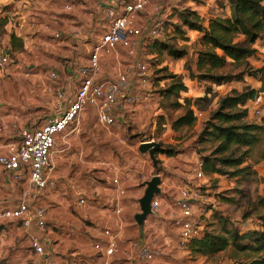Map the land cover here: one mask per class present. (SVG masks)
Listing matches in <instances>:
<instances>
[{
	"label": "rangeland",
	"instance_id": "1",
	"mask_svg": "<svg viewBox=\"0 0 264 264\" xmlns=\"http://www.w3.org/2000/svg\"><path fill=\"white\" fill-rule=\"evenodd\" d=\"M13 1L21 3V13L24 12L22 16L29 20V25L21 28V38L17 37L19 43L13 45L9 42V35L14 33L11 30L8 32L6 27L10 22L14 25L15 17H0L7 20L6 35L0 40V54L8 53L9 55L7 74L2 81L4 84L0 85V100L4 104L1 113L6 117V124H3L2 128L9 136H12L10 143H18L21 130L40 126L45 117L57 113L56 107L59 105V100L62 104L64 95L67 98L73 95L77 87L76 69L87 63L89 54L101 35L99 24L106 22L104 13L93 0ZM156 6L159 8L158 13L154 12ZM67 7H71V10H67ZM228 11L227 0H151V5L139 17V23L144 30L136 55L129 58L124 50L117 48L115 52L101 57V79H112L128 65L134 66L139 62L147 65L149 70L147 90L152 98L129 110L127 117L130 118L125 120L121 132V136L125 139V146L117 142L115 135L109 134L103 128H95L93 121L96 111L88 109L87 112L93 113V117L91 116L92 119L87 121L86 131L80 134L78 142L84 148L83 156L64 163L65 170L69 171L73 168L74 172L80 175L84 170L91 176L90 183L84 181L86 178L82 179L85 184L81 183L85 192L92 194L90 199L87 198L85 205L100 207L102 201L99 198L102 199L107 189L112 188L109 184L111 174L104 169L106 163L112 158L117 165L127 167L136 155L135 146L144 138L159 144L161 150L170 147L175 154L189 150L201 160L202 156L216 159L229 155L230 153L216 152L218 147L216 141L199 139L203 124L217 110L218 102L223 97L254 92L255 97L246 102L244 108L239 107L247 111L246 117L235 124L261 126L259 143L254 147L233 149L229 156L232 159L242 157L243 162L239 167L248 166L253 173L246 178L242 175L232 177L228 174H207L203 170L202 177H197L192 183L180 186L199 189L200 201L193 208V212L203 231L218 230L220 216L228 218L241 231L247 229L243 225L245 222L250 221L251 225L258 224L257 213L262 210L256 207V201L258 196L264 194V124L262 116H253L251 110L264 103V97L260 96L264 89V75L259 73L251 77L244 74L240 79L222 86L190 79L191 72L196 73L197 53L204 49L201 42L202 33L183 27L180 21L181 14H191L192 18L197 19L206 28L209 20L226 17ZM153 19L164 22L163 34L157 39L148 37ZM176 26L180 29L177 30ZM15 27L18 25L15 24ZM56 34L60 38H56ZM158 40L176 50H183L185 55L179 59L173 58L166 50L155 46ZM20 43L21 47H19ZM234 43L246 45L245 38L242 36L235 38ZM250 48L256 50V53L246 60L248 68H252L253 71L263 68L264 43L259 40ZM216 52L221 55L220 51ZM230 63L231 61L228 60V65L216 73L236 75L246 68L243 64L231 66ZM27 74L30 76H26ZM52 75L55 78H52ZM169 76L175 78L171 79ZM173 81H180L186 86L187 91L179 92L178 95L164 94ZM130 84L132 85L130 92L133 94L144 91L139 87L136 73L131 74ZM59 96H62V99ZM186 99L190 100L197 121L191 128L183 127L173 130V122L184 113ZM60 149L57 147V150ZM159 154L168 156L160 151L156 152L155 167L149 173L145 172V177L151 179L150 176L154 173L160 174L162 178L168 176L161 165L162 162L158 159ZM145 156L149 161L148 154ZM149 163L152 164V161ZM217 163L227 171L235 169L219 161ZM132 165H134L133 162ZM176 190L178 189L173 188L170 194L172 195ZM44 191L46 194L43 196ZM44 191L36 194V206L44 205L49 212L55 214V217L59 216L63 222H70L71 219L68 218L65 208L73 211V203L62 185L57 186L55 182L54 186ZM9 194V188L0 190L1 201L4 204L14 202L12 197L6 198ZM75 216L79 224H71L65 229L64 223L61 222L57 226L58 229L57 227L54 230L49 228L52 229L51 233H55V237L49 239V245L46 248L52 251L56 264L116 262L114 257L106 259L94 247L96 243L105 244L104 241L92 239L86 247L80 249L70 246L83 240L85 236L84 229L76 232L71 229L74 226L82 227L81 224L88 226V223L92 221ZM172 219L173 216L151 212L139 226L141 230L136 237L142 239V243L138 242V246L142 244L152 246L154 252L152 264H231L229 250L212 256H202L192 253L189 249H179L177 232L172 227ZM8 239L9 236H7ZM15 244H17L15 250L7 246L4 251L11 257L17 251L26 258L28 256L27 241L21 237ZM134 251L132 258L137 254L136 248ZM120 262L125 264V260Z\"/></svg>",
	"mask_w": 264,
	"mask_h": 264
},
{
	"label": "built area",
	"instance_id": "2",
	"mask_svg": "<svg viewBox=\"0 0 264 264\" xmlns=\"http://www.w3.org/2000/svg\"><path fill=\"white\" fill-rule=\"evenodd\" d=\"M101 8L105 15V24H99L101 35L89 54L88 61L76 69L77 87L75 98L66 109L63 110L59 100L56 107L57 113L45 117L38 127L27 128L19 133L18 143H10L6 151L0 154V175L8 173L11 181L26 180V187L16 204L0 203V224L6 222L19 223L28 230L35 228L28 235L30 250L34 256L31 264H54L51 253L43 244L42 231L47 224V211L43 206L31 204L30 195L45 190L55 185L53 177V162L57 154L68 151L65 144L57 150V140L65 138L68 130H74L82 114L91 108L96 111L98 124L105 129L121 130L122 126L113 118L114 108H129L150 101L152 96L148 92L149 85L148 66L137 63L134 66H125L122 72L114 75L112 79H101V57L109 55L121 48L126 56L132 58L136 55L143 37V27L139 23V17L145 13L151 0H93ZM71 10V7H67ZM159 8L154 7L158 13ZM164 22L153 19L151 29L148 31L150 39H157L163 34ZM83 30V28H82ZM59 37L58 34L55 35ZM8 53L0 54V77L5 76L8 70ZM137 74L139 87L144 91L133 94L130 84L131 74ZM28 75V74H27ZM52 78H55L52 75ZM264 97V89L260 93ZM62 99V96H59ZM255 117L264 116V103L260 107L251 110ZM151 143L153 141L143 140ZM141 143V144H142ZM196 177L203 176V161H196ZM200 201L199 189L182 188L174 203L178 209L172 219V225L179 230L177 246L181 250H188V243L202 235L200 222L195 217L193 208ZM83 203V200H80ZM201 207V206H200ZM159 209V201L154 198L151 201V210L156 213ZM108 238L106 244L96 243L94 247L102 255L111 259L119 251L121 242L109 230L104 231ZM138 242L131 244L132 249H137L136 259L143 264H150L154 260V252L151 245ZM104 264H123V262H105ZM125 264H135L133 259H125Z\"/></svg>",
	"mask_w": 264,
	"mask_h": 264
},
{
	"label": "crops",
	"instance_id": "3",
	"mask_svg": "<svg viewBox=\"0 0 264 264\" xmlns=\"http://www.w3.org/2000/svg\"><path fill=\"white\" fill-rule=\"evenodd\" d=\"M3 8H6L4 11ZM24 15V12L21 13V3L18 1L13 0H0V17L3 16H10L15 17L14 25L10 22L8 27H6V30L8 32L13 31L14 35L16 37L21 38V28L27 27L29 25V20L27 21V18L22 16ZM227 16H229V11L227 13ZM27 21V22H26ZM15 24L18 25V27H15ZM60 38V37H59ZM7 74V72H6ZM5 74V76H6ZM0 77V85L3 86V79L4 77ZM30 76V75H26ZM72 84V83H71ZM69 88H71L69 86ZM76 88L73 92V95L68 96V98L64 95L63 102H62V108L63 110L68 107V105L73 102L75 98ZM69 97H71L69 99ZM3 102L0 100V154L4 153L6 151L7 146L10 144V141L13 139L12 136H9L5 131L4 128H2L3 124L5 125V119L6 117L1 113V109L3 107ZM132 107L129 108H114L113 110V118L120 123L122 126V129L116 130V129H105L101 127L97 122V115L94 113V121L93 126L95 128H103L106 132L109 134H113L117 138V142L120 145L125 146V139L121 136V132L123 130V124L125 123L126 119H129L128 116L129 110ZM90 110V109H89ZM94 110V109H91ZM128 110V112H126ZM88 111V109H87ZM85 112L82 114L76 124V128L74 130H68L65 135L66 137H60L57 140V147H64L66 144L68 147V151H66L63 154H57L55 156L54 162H53V177L55 179L56 185L62 187L67 191L68 195L72 199L73 203V211H69L68 208H65V212H68V218L71 219L70 222H63L58 216L55 217V214L52 212H49L47 207L44 205L47 211V224H46V230L44 229L42 231V239L43 244L45 248L49 245V239L52 237H55V233H51L52 229L54 230L58 224H61V222L64 223V228L67 229L69 225L73 224H79V220L76 219L77 217L81 218H87L92 221H90L88 226L86 224H81L82 227L74 226V228L71 229V231L76 232L83 230L85 231V236L83 240L75 242V244L70 245L77 248H84L88 245L92 239H96V241H104L105 244L108 240V238L104 235V231L106 229H109L116 237L119 242H121L119 246V251L114 256V260L121 261L125 259H133L135 264H143L138 262L136 259V256L132 258V254L135 253L134 249L131 248V244L133 242H141L142 239H138L136 237V234L139 229V226H141L143 223L138 224L136 221V215L142 213L141 207H140V199L143 197L144 192L147 188V182H149L154 176H159L160 174H152L149 179L148 177L144 176V173H149L154 167H155V159H152L149 152L142 153L139 151V148L141 146V143L143 141H140L134 148L135 157L132 159L131 162H129V165L127 164V167H121L117 165V163L114 162V160L109 159V162L105 165V172H109L111 175V181L110 185L112 188L107 189L102 199L99 198V200L102 201L100 204V207H94L91 205H85L86 201L90 199L91 193H86L83 189V185L85 184L82 179L86 178V183L91 182V176L89 173L87 174L86 171H82V175H80L78 172H74V169L71 168V170H65V164L69 163L75 158H82L84 153V148L78 144L80 134L86 131L87 121L93 117V113ZM136 112V111H135ZM88 113V114H87ZM139 115V114H138ZM85 117V118H84ZM92 119V118H91ZM145 139V138H144ZM143 139V140H144ZM77 144V145H76ZM132 150V149H131ZM133 151V150H132ZM146 154H148L150 158V162L152 161V164L149 163V161L146 159ZM145 156V157H144ZM127 160V158H125ZM158 159L162 162L161 165L164 169V171L167 173L168 176L166 178H160V182L158 184L159 192L157 194H154V198L158 199L159 201V209L156 212V214L160 215H169V216H175L178 214V209L175 206V199L178 197L179 192L182 188L185 186H180L181 184H189L193 182V179L197 178L194 174V171L196 173V161L197 156L194 152L191 151H183L175 154L173 156H161L159 154ZM132 162L134 165L131 166ZM86 173V176L84 175ZM93 179V178H92ZM81 183L83 185H81ZM26 187V180L22 179L19 182H13L11 181L8 173L3 172L2 175H0V190L9 188L10 194L6 196V198L12 197V201L10 200V203L14 205L18 201L20 194L22 193L23 189ZM85 187V186H84ZM173 188H176V190L172 195L170 194L171 191H173ZM44 191V190H43ZM41 193H35L33 192L30 195V200L32 205L35 204V198L36 194ZM46 192L44 191L42 195L44 196ZM90 197V198H89ZM172 197V198H171ZM2 196L0 195V203L4 204L3 201H1ZM88 198V199H87ZM80 200H83V203L80 202ZM8 201V200H7ZM38 206V205H37ZM173 206V207H172ZM140 208V212H139ZM152 212V210H151ZM62 223V224H63ZM136 223V224H135ZM85 225V226H84ZM243 225L246 226V228H256L257 225H251L250 221L243 223ZM48 226V227H47ZM172 227L176 229L177 237L179 230L175 228L173 225ZM52 228V229H49ZM141 228V227H140ZM58 229V227L56 228ZM60 229H62L60 227ZM59 229V230H60ZM35 228L31 229H24L20 226L19 223L16 222H6L0 224V264H31L34 256L30 250L29 246V238L28 235L30 232L34 231ZM70 230V229H69ZM70 232V231H69ZM7 236H9V239L7 240ZM23 237L27 241L28 245V256L26 258L23 257L20 253H17V251L14 253V255L11 257L7 252L4 251V248L7 246H11L13 250L17 247L18 239ZM142 243V242H141ZM47 249V248H46ZM48 251V250H47ZM51 253L53 257L52 251H48ZM127 254H129L127 256ZM125 258V259H121ZM21 259V260H20ZM107 259V258H106ZM54 260V258H53ZM154 261H152L153 263ZM150 263V264H152ZM54 264H56L54 260Z\"/></svg>",
	"mask_w": 264,
	"mask_h": 264
},
{
	"label": "trees",
	"instance_id": "4",
	"mask_svg": "<svg viewBox=\"0 0 264 264\" xmlns=\"http://www.w3.org/2000/svg\"><path fill=\"white\" fill-rule=\"evenodd\" d=\"M227 1L229 16L209 20L206 28L197 19L192 18L191 14L183 13L180 16L183 27L202 33L201 42L204 49L197 53L196 73L191 72L190 76L192 80L198 79L214 86H222L240 79L244 74L251 77H255L259 73L264 75V67L253 71L252 68H248L246 62L256 53V50L250 46L259 40L264 43V0ZM6 24V18L0 19V40L6 35ZM176 29L179 30L180 27L176 26ZM238 36L245 38L246 45L234 43V39ZM9 42L17 45L19 38L10 34ZM155 46L166 50L170 56L176 59L185 55L183 50H176L159 40L155 42ZM19 47H21V43ZM217 50L221 52V55L216 52ZM228 60L231 61V66L243 64L246 68L236 75L217 74V71L228 65ZM169 78L174 79L175 77L169 76ZM182 91H187L186 86L180 81H173L164 94L178 95ZM254 97V92H247L234 96L228 95L220 99L217 110L203 124L199 139L201 141H216L218 143L216 152L219 154H231L233 149L257 145L259 133L262 130L261 126L246 123L235 124V122L243 120L247 114L245 109L241 110L239 107L244 108L246 102ZM184 101L186 108L183 115L173 122V130L183 127L191 128L197 121L190 100ZM262 121L264 124V116ZM159 151L168 156L175 154V151L170 147ZM230 154L224 158L216 159L202 156V171L204 170L207 174H228L232 177L242 175L248 178L253 171L248 166L239 167L243 158L232 159L229 157ZM217 161L235 169L227 171L221 168ZM256 207L262 210L257 213L256 228H247L245 231H241L228 218L220 216L218 217L219 229L203 231L200 237L194 238L188 243V249L192 253L202 256H212L229 250L231 264H264V194L257 197Z\"/></svg>",
	"mask_w": 264,
	"mask_h": 264
},
{
	"label": "water",
	"instance_id": "5",
	"mask_svg": "<svg viewBox=\"0 0 264 264\" xmlns=\"http://www.w3.org/2000/svg\"><path fill=\"white\" fill-rule=\"evenodd\" d=\"M160 146L155 142L141 144L139 151L142 153L149 152L152 159H154V154L159 151ZM160 182L159 176H154L149 182H147V188L144 192L143 197L139 200L142 213L136 215V221L141 224L143 219L147 214L151 213V201L154 194L159 192L158 184Z\"/></svg>",
	"mask_w": 264,
	"mask_h": 264
}]
</instances>
